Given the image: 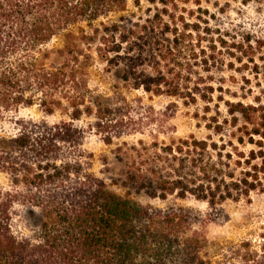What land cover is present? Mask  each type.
<instances>
[{
	"label": "trees",
	"instance_id": "16d2710c",
	"mask_svg": "<svg viewBox=\"0 0 264 264\" xmlns=\"http://www.w3.org/2000/svg\"><path fill=\"white\" fill-rule=\"evenodd\" d=\"M127 8L128 0H0V124L10 119L17 128L0 150V174L10 179L0 186V264H212L207 238L194 230L198 216L144 207L133 193L212 208L264 194V93L255 96L252 86L264 85V41H228L168 9L143 25L104 22ZM60 36L61 49H46ZM97 61L108 71L126 61L129 88L204 104L202 139L117 146L123 180L113 185L124 196L92 172L77 125L94 120L88 127L107 146L126 136L113 99L90 87ZM226 72L248 86L240 101H225L214 85ZM35 106L68 120L16 118ZM17 207L46 214L30 235L16 230ZM242 248L230 264H264V246Z\"/></svg>",
	"mask_w": 264,
	"mask_h": 264
},
{
	"label": "rangeland",
	"instance_id": "374dc122",
	"mask_svg": "<svg viewBox=\"0 0 264 264\" xmlns=\"http://www.w3.org/2000/svg\"><path fill=\"white\" fill-rule=\"evenodd\" d=\"M168 9L169 14L177 19L183 18L190 25L200 23L202 29L215 31L217 36L223 35L228 41L233 38L241 41L250 38L253 43L264 41V0H176V7L169 4L162 6L157 0H128V8L124 13L113 14L104 22L122 23L124 25H143L152 19L158 11ZM165 20H168L165 18ZM181 23V22H180ZM63 47V37H57L46 49L59 50ZM127 48V47H126ZM127 62L115 64L111 70H106L104 64L97 61L90 72V87L99 93L111 97L117 109V115L124 119L122 131L126 136L116 139L114 145L107 146L102 137L90 131L89 124L94 120L83 119L77 125L86 130L84 151L91 156L92 172L111 186L117 194L124 196L126 189L113 185L123 180L122 163L117 159V146L127 143L137 145L140 141L151 145L155 140L170 143L171 140L186 139L194 135L198 139L206 137L204 122V104L186 106L183 101L165 96L156 97L142 90L127 87L124 80ZM239 67V65H237ZM225 81L214 84L222 87L224 95L216 93L215 99L223 96L225 101H240L243 97L245 82L239 74L226 72ZM246 77L250 78L249 75ZM254 95H260L261 89L253 81ZM236 95L238 98H232ZM252 98L245 102L251 103ZM222 107V106H221ZM223 108V107H222ZM223 111V109H222ZM18 119L33 121H47L50 124L68 120L65 114L58 112L54 116H46L38 107L24 108L16 115ZM10 120V119H9ZM4 121L0 124V150L8 147L9 140L17 133L14 121ZM0 186L10 187V179L0 174ZM133 200L144 207L151 206L162 210L182 209L199 217L194 230L204 234L208 240V258L212 264L235 263L239 255L245 253L243 244L251 243L254 250L264 246V194L255 193L251 201L245 200L212 208L207 203L189 197L178 199L170 197L167 201L152 200L145 194L132 195ZM17 232L21 235H30L39 227V223L46 217L44 211L17 207ZM240 252V253H239ZM237 255V256H236Z\"/></svg>",
	"mask_w": 264,
	"mask_h": 264
}]
</instances>
